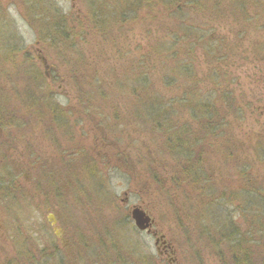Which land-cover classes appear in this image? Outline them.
Instances as JSON below:
<instances>
[{
	"label": "rangeland",
	"instance_id": "1",
	"mask_svg": "<svg viewBox=\"0 0 264 264\" xmlns=\"http://www.w3.org/2000/svg\"><path fill=\"white\" fill-rule=\"evenodd\" d=\"M30 1L42 6L41 11L48 8L50 13L59 11L78 19L76 25L80 22V34L75 41L77 49H70L66 55L81 65L84 73L91 74V79L98 76L102 81L101 88L106 92L104 99L97 97L95 100L101 108L97 117L93 115L91 120H82L77 112L83 108L79 104L81 98L74 83L76 80L71 79L70 74L74 66L63 62L49 42L39 37L30 18L29 0H0V85L10 96L9 119L17 127L3 130V134H7L0 136V176L20 170L21 179L25 171L31 183L44 182L49 185L47 181L57 180L50 191L26 186L29 189L26 211L32 221L34 259L45 260L42 250L46 245L61 244L59 236L49 228L47 210L44 214L36 210L41 208L44 198L49 195L51 212L55 211L54 196L58 202L56 214L62 220L59 231L66 242L63 264L99 263L96 253L104 251V239L110 242L106 235L109 227L115 231L120 250L135 253L138 259L146 257L149 259L147 264H221L219 257L213 255L215 247L208 238L209 232H216L221 227L226 231L229 223L248 233L259 229L264 223V205L261 204L264 199V0H231L229 5L233 25L218 24L215 27L217 36L229 38L234 35L236 53L219 66L222 74H228L229 81L232 80V88L244 116L242 131L236 130L235 133L239 145L231 146L236 155H229L225 145L224 151L219 152L218 148V152L212 150L210 156L205 154L204 160L211 171L213 187L209 194L214 196L204 200L193 196L197 194L194 185L188 188L182 183L177 187L172 182L173 160L160 151L157 142L161 141L155 140L140 120L141 111L138 112L137 105L141 107V103L130 89L139 78V72L132 73L133 66L138 67L144 54L150 53L151 66H157L155 53L163 49L162 42L169 39L166 33V9L144 8L137 14L138 20L127 23L129 26L116 23L114 29L99 33L94 29L86 0ZM104 1L110 4L108 9L117 5V0ZM119 2L120 5L115 8L118 12L126 6L125 0ZM32 16L36 17L37 13ZM27 53L29 62L26 63L23 55ZM32 60L49 75L60 108L70 110L74 115L70 127L76 126V131L70 130L68 133L69 143L84 145L97 160L95 168L85 173L68 170L60 176L63 164L60 151L67 148V135L56 133L54 142L45 134V125L36 129L38 125L31 118L23 124L22 118L16 117L20 114L19 104L13 101L11 80L17 78L18 67L21 75L32 71ZM193 64L196 74L205 79L211 65L201 59ZM156 70V76L161 79L163 75L158 66ZM159 90L169 97L176 93L175 88L167 90L162 85ZM248 105L253 107V111L248 109ZM236 117L233 115L232 118ZM177 118L181 121L190 119L182 108ZM94 122L99 127L96 132L92 130ZM52 126L51 123L50 128ZM16 133L19 134L15 140L13 137ZM100 133L106 136L111 146L106 158L101 156ZM246 165L251 169L250 178L241 175ZM81 166L85 165L81 163ZM3 169H6V174ZM38 174L41 179L37 178ZM20 181L26 182L24 179ZM126 192L128 195H125ZM253 196L256 197L252 199L260 204L249 200ZM247 202L250 206H247ZM140 204L154 217L153 229L164 234L173 253L161 254L159 250L162 247L156 241L157 237L135 226L130 213L133 205ZM39 226L48 230L42 232L43 237L37 242ZM217 237L214 236V239ZM115 253L108 260L111 264H121L116 260ZM170 255L174 257L173 261ZM128 259L130 261L133 256L129 255ZM138 259L136 263L140 264Z\"/></svg>",
	"mask_w": 264,
	"mask_h": 264
},
{
	"label": "trees",
	"instance_id": "2",
	"mask_svg": "<svg viewBox=\"0 0 264 264\" xmlns=\"http://www.w3.org/2000/svg\"><path fill=\"white\" fill-rule=\"evenodd\" d=\"M29 2L30 18L38 30L39 37L49 42L51 49L60 55L63 62L67 61L68 66H74L70 69V74L71 79L76 80L74 83L81 98L79 104L83 108L77 111L80 118L91 120L93 115L97 117L101 108L95 100L97 97L104 99L106 94L101 88L102 81L98 76L91 79V74L84 73L81 65L73 62L71 57L68 58L66 55L70 49H77L75 41L80 34L78 27L80 22L77 26L78 19L59 11L50 13L48 8L41 11L42 6H37L30 0ZM86 2L89 5L94 29L99 33L114 29L116 23L127 25L129 21L138 20L137 14L144 8L166 9L164 11L167 20L166 33L169 39L162 42L163 49L155 53L156 65L163 77L160 79L156 76L157 66H151L150 53L144 54L138 67L133 66L132 73L139 72V78L130 89L135 99L141 103V107L137 105L138 112L141 111L140 120L146 128L148 127L149 134H152L155 140L161 141L157 142L160 151L171 156L173 160L172 182L177 187L182 186V183L188 188L194 185L197 194L193 196L199 200L212 198L214 194H209V191L213 190L211 171L204 160L205 154L208 153L210 156V152L212 150L218 152V148H220L219 152L224 151L225 145L229 155H236L233 154L231 146L234 148L239 145L235 133L236 130L242 131L243 127V109L232 88L233 82L229 81L228 74H222V68L219 66V63L224 64L223 60H228L236 53L234 35L222 38L216 35L215 28L218 24L233 25L232 9L229 5L231 0H125L126 6L120 12L115 9L121 3L119 0L112 9H108L110 4L105 3L104 0H86ZM35 13L37 16L33 17ZM10 51L16 54L12 49ZM28 57V53L23 55L26 63L29 62ZM198 59L211 65L205 79L196 74L193 63ZM208 60L210 61L207 63ZM211 61L216 64L212 65ZM15 65L18 66V63ZM32 65V71L23 72V75L18 67L17 78L11 80L13 101L19 104L20 114L16 117L22 118L23 124L30 118H41L42 121L38 122L39 126H46L49 118L52 117L50 121L53 126L45 127V134L54 142L56 133L67 135V148L60 151L63 159L60 176L62 172L66 174L68 170H81V173H85L88 169L95 168L97 160L93 154L84 145L78 142L71 145L68 141L70 130L76 131V126L70 127L74 116L72 111L60 108L55 92L51 88L52 81L49 75L41 67H37L36 61L32 60ZM160 85L167 90L175 88L176 93L170 97L162 95L159 92ZM10 102L9 94H6L0 85V128L2 129L0 136L7 134V132L3 134V130L8 131L12 126L16 128L9 119ZM247 107L253 111L251 105ZM179 108L188 113L190 118L188 121L178 120ZM233 115L237 117L232 118ZM92 126L93 132L98 131L99 127L95 122ZM106 128L108 131L111 130L107 125ZM100 136L101 143L110 145L106 136L101 133ZM107 150L108 148L104 151ZM81 163L85 166L82 167ZM244 169L241 175L250 178L249 165ZM246 172L247 175L244 176ZM204 183L210 185L205 186ZM254 197L256 196L249 199L252 203L257 202L252 199ZM257 203L260 204L259 201ZM261 204L264 205V199L261 200ZM247 206H250L249 202ZM260 226L264 227V223ZM261 227L244 233L238 226L227 223L226 231L221 227L217 228L216 232H209L208 238L215 247L213 255L219 257L218 261L221 264H264V228ZM114 232L110 227L106 230L107 239L111 240L106 242L104 239L102 245L104 251L96 253L99 261L97 264H111L108 259H111L115 252L119 263L137 264L138 258L135 253L117 247ZM216 235L218 237L215 240ZM113 250L115 252H112ZM129 255L133 256L130 261H128ZM142 258L138 259L140 264H147L149 259L145 257L143 261Z\"/></svg>",
	"mask_w": 264,
	"mask_h": 264
},
{
	"label": "flooded vegetation",
	"instance_id": "3",
	"mask_svg": "<svg viewBox=\"0 0 264 264\" xmlns=\"http://www.w3.org/2000/svg\"><path fill=\"white\" fill-rule=\"evenodd\" d=\"M33 121L38 122L42 121L41 118H32ZM52 121L47 122L46 127L49 128ZM49 123V124H48ZM40 126L35 127L38 129ZM17 128V127H16ZM41 128V127H40ZM17 134L14 135L13 139H17ZM98 140V137H96ZM18 144V143H16ZM101 151L103 157L107 154V148L111 147L107 144H101ZM6 156L8 154V150L5 152ZM8 162V159H7ZM35 166H37V162L34 161ZM23 168V165H21ZM18 166V167H21ZM2 167V166H0ZM4 174H6V169H3ZM24 177L22 179L25 181H20L21 173L20 170L17 172L16 170L13 172L7 173L5 176H0V264H40V262L44 264H63L64 261V250L66 247V242L64 241V237L60 234V224L62 222L59 214H56V205L58 202L54 199V212H51V204H48L49 195L45 197L42 202L41 208L36 209L44 214V211L47 210L49 216H47L46 220H48L49 228L57 234L61 240L60 243H53L50 246H45V250H42L43 261H37L34 259V237L32 232V221H30V214L26 211V207L28 205V188L26 186L30 185L32 189H37L42 191L43 189H47L50 191V187L54 189V186L57 183V180L52 179L51 181H47L46 185L44 182L38 184V182H30V179L27 177L26 172L24 171ZM38 174V179L39 178ZM29 181V182H28ZM125 195H128L126 192ZM128 200V198L126 199ZM149 213V212H148ZM48 228H43L39 226L38 228V236L36 237L37 242L42 239V232H45ZM153 233L157 238L161 234L158 233L157 229H153L149 232ZM160 243L162 250L159 252L161 254H167V252H172V247L170 242L163 237L158 241ZM165 254V255H166ZM170 260L173 261L174 257L169 256ZM35 260V261H34Z\"/></svg>",
	"mask_w": 264,
	"mask_h": 264
},
{
	"label": "water",
	"instance_id": "4",
	"mask_svg": "<svg viewBox=\"0 0 264 264\" xmlns=\"http://www.w3.org/2000/svg\"><path fill=\"white\" fill-rule=\"evenodd\" d=\"M131 217H133L135 221L136 227L139 230H147L152 226L153 218L149 216L148 213L142 208V206H134L131 210Z\"/></svg>",
	"mask_w": 264,
	"mask_h": 264
}]
</instances>
